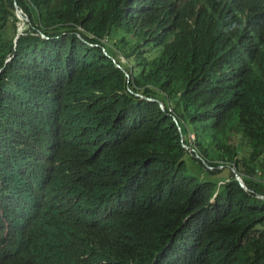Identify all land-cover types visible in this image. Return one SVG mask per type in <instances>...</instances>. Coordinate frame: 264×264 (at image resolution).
Wrapping results in <instances>:
<instances>
[{"label": "trees", "instance_id": "1", "mask_svg": "<svg viewBox=\"0 0 264 264\" xmlns=\"http://www.w3.org/2000/svg\"><path fill=\"white\" fill-rule=\"evenodd\" d=\"M0 264H264V0H0Z\"/></svg>", "mask_w": 264, "mask_h": 264}, {"label": "water", "instance_id": "2", "mask_svg": "<svg viewBox=\"0 0 264 264\" xmlns=\"http://www.w3.org/2000/svg\"><path fill=\"white\" fill-rule=\"evenodd\" d=\"M16 3V12L18 13L19 16L21 17H25L27 19V17L24 15V13L22 12V10L18 7L17 2ZM162 106L164 107V104L161 102ZM175 120H177V118L175 117ZM184 146L188 148V144L184 143ZM199 155V154H198ZM200 156V155H199ZM232 169L235 171V175L236 178L239 180V182L245 187V188H249L248 185L246 184L245 180L243 179L242 175L234 168L232 167ZM259 196H262L261 194H259Z\"/></svg>", "mask_w": 264, "mask_h": 264}, {"label": "rangeland", "instance_id": "3", "mask_svg": "<svg viewBox=\"0 0 264 264\" xmlns=\"http://www.w3.org/2000/svg\"><path fill=\"white\" fill-rule=\"evenodd\" d=\"M223 175H225V174H223ZM212 178H214V177L212 176ZM222 182H224V176H222V177L219 178V183H218L219 187H218V190H220V191H223V189H224V186L222 185Z\"/></svg>", "mask_w": 264, "mask_h": 264}]
</instances>
